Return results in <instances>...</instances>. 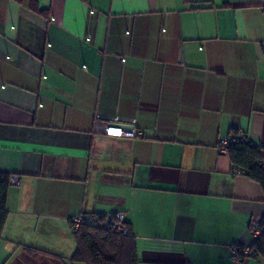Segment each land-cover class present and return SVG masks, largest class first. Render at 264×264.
Instances as JSON below:
<instances>
[{
	"label": "crops",
	"instance_id": "0c3cea01",
	"mask_svg": "<svg viewBox=\"0 0 264 264\" xmlns=\"http://www.w3.org/2000/svg\"><path fill=\"white\" fill-rule=\"evenodd\" d=\"M234 130L264 146V0H0L5 264H76L82 213H122L139 264H258L229 254L264 218L261 184L218 152Z\"/></svg>",
	"mask_w": 264,
	"mask_h": 264
},
{
	"label": "trees",
	"instance_id": "16d2710c",
	"mask_svg": "<svg viewBox=\"0 0 264 264\" xmlns=\"http://www.w3.org/2000/svg\"><path fill=\"white\" fill-rule=\"evenodd\" d=\"M11 1L19 5L24 2V0ZM185 1L190 2V0ZM30 7L40 14H45L44 11L39 10L36 2H31ZM229 140L227 155L233 164V169L242 170L252 180L260 183L264 190V146H256L247 137L239 136L236 130L232 132ZM10 179L11 174L0 172V240L9 217L7 197L11 185ZM96 217L101 223L99 226L84 224L76 233H72L76 250L70 260L86 264H139L137 240L130 226L125 223L126 232L117 233L103 226V222L107 220L106 217ZM260 226L263 232L261 236L255 238L252 248L264 259V218ZM26 251L32 254H44L32 247H26Z\"/></svg>",
	"mask_w": 264,
	"mask_h": 264
},
{
	"label": "built area",
	"instance_id": "2783aa9c",
	"mask_svg": "<svg viewBox=\"0 0 264 264\" xmlns=\"http://www.w3.org/2000/svg\"><path fill=\"white\" fill-rule=\"evenodd\" d=\"M96 130H101L102 133L107 137L112 138H127L135 139L143 137V132L137 128L136 121L129 123H123L120 121H114L111 123H102L96 120L95 124ZM230 145V140H221L218 145V152L220 154H227L228 147ZM234 173L240 174L243 173L240 169L234 168ZM11 184L18 185L19 179L15 176H11ZM125 218L122 213L116 214L114 217L107 219L103 222V226L107 229H113L117 233H125ZM90 224L92 226H99L101 223L96 216L88 215L82 213L76 215L70 220V229L72 233H76L81 225ZM252 233L255 238L261 236L263 229L260 226V223L253 222L251 224ZM229 254L234 262L243 263L246 260H255L258 264H264V259H262L256 253V250L252 247H229Z\"/></svg>",
	"mask_w": 264,
	"mask_h": 264
},
{
	"label": "rangeland",
	"instance_id": "374dc122",
	"mask_svg": "<svg viewBox=\"0 0 264 264\" xmlns=\"http://www.w3.org/2000/svg\"><path fill=\"white\" fill-rule=\"evenodd\" d=\"M69 238H70V243L75 244V239L71 230L69 231ZM17 239H18L17 237H14V239L12 240V242L14 243H11L9 245H4L5 243L3 244L2 242H0V264H5L7 259H9L12 256V253L16 252L19 249V240ZM6 248L11 249L12 252H9L7 250L5 251ZM76 264H86V263L76 262Z\"/></svg>",
	"mask_w": 264,
	"mask_h": 264
}]
</instances>
